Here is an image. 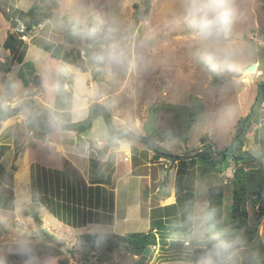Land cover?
<instances>
[{"label": "rangeland", "instance_id": "1", "mask_svg": "<svg viewBox=\"0 0 264 264\" xmlns=\"http://www.w3.org/2000/svg\"><path fill=\"white\" fill-rule=\"evenodd\" d=\"M37 1L39 0H0V4L5 13H10L8 7L15 9L20 7L18 9L20 12H26ZM54 1L56 5L51 11L54 21L47 24V29L38 23L35 28L33 26L32 32H34L26 33L28 36L26 44L40 43L41 41L54 44L62 43V31L60 25H56L55 22L61 23L63 17L82 25V39L84 41L90 39L96 45L89 48V59L90 57L92 59L90 66H87L86 61L82 59L85 61L87 72L90 69H100V74L97 77L99 92L108 97L97 104L108 108L112 117V126L116 129L123 124L130 132L141 136L145 135L147 133L144 131L145 125L150 110L153 109L151 128L156 129L158 133L156 147H161L174 156H194L191 160L197 169L196 175L194 179L185 180L184 187L188 190L186 193L180 194L179 200L182 205L186 204L192 212L191 223L188 224L190 220L188 217L185 222V230L187 233L189 232V238L195 241H204L208 189L218 184L225 187L224 216H227L226 206L230 204L232 188L230 181L235 166L230 162L229 168L216 175L209 172L210 165L206 164V161L204 163L198 161L200 157H195V153L210 151L211 158L215 159L220 151L231 144L238 120L252 115V109L257 103H259L257 108H260L244 137L243 150L258 156L264 149V102L258 100L259 84L264 82V0H229L237 9L233 34L241 37L248 44L249 55L230 67L217 64L215 70H209L202 63L208 57V52L194 45L188 37L189 25L182 15L184 0H151L147 19L141 18L139 22L136 21L137 7L142 4L143 0ZM43 11H48L47 5H43ZM0 17V25L7 26L10 30L12 28L17 36L25 33L24 30H21L20 24L15 27V23L18 21L8 24V20L2 13H0ZM93 26L100 27L97 35L92 38L85 36L84 31ZM109 29H114V31L110 32ZM125 37H134L135 42L145 41L147 44V48L143 50L144 60L137 69L116 71L111 69L106 62L97 59L104 47L114 40H121ZM64 45L68 53L77 49L84 50L83 45ZM83 53H81V57ZM23 54L24 50L22 58ZM68 56L67 54L65 59ZM74 57L77 56L72 55V58ZM62 60L50 57L51 73L44 77L43 88H41L42 91H46L47 99L50 98L58 103L56 107L62 103L60 97L67 95L63 89L57 92L52 91L57 70L59 69L61 72L63 68ZM12 62L13 60L10 59L11 64ZM71 62L73 63L72 60ZM252 65L256 66V71L245 74L244 70ZM240 73L243 75L238 77ZM64 77L61 75L60 79L63 83H67ZM69 79V83H71L72 78L69 77ZM31 81L33 82V79ZM48 83H50L49 86H47ZM226 112L227 115H225ZM100 116L103 118L104 125L109 127L106 117ZM186 128L189 130L186 144H184L181 140V132ZM13 129L14 133L13 136L10 135L11 138L8 137L9 135L7 136V131L4 132L3 137H0V147H5L0 155V166L2 165L0 170H4L0 173V187L10 180V175H13L15 195L13 208L10 211L0 210V264H5L7 255H17L12 240L19 233H23L26 238L31 239L34 246L41 244L42 240L38 235L32 216L24 214V211L30 210L32 207L36 208L42 227L61 243L60 249L63 254L57 257H45L43 261L35 258L31 264H60L61 259L70 264H136L138 257L128 254L122 241L118 242L110 252L99 247L84 255L79 249V238L82 234H119L113 229V226L88 224L79 229L70 228L55 219L44 206L36 204L32 200L31 171L40 167L36 163L40 164L41 161L43 163V159L41 154L35 151L28 153L26 161L23 156L24 142L26 141L25 132L19 131L16 127ZM91 129L92 126L88 131ZM48 134L54 136L52 130ZM80 134L82 132H79ZM89 138L95 145L93 132L90 133ZM12 144H14V149L10 150ZM37 146L42 148L39 143ZM113 147L116 148L115 145H108L106 149L108 148L110 151ZM134 148L138 152L132 150ZM143 153H146L145 157ZM119 154L120 161L117 163L114 175L111 174L110 168L115 160L114 153L108 155L107 164L104 163V166L101 167V162L98 167L101 177H110L112 188L108 189L114 190V186H116L120 202L118 220L121 219V212L125 211L123 202L125 200L128 204L139 202L145 188H147L149 198L146 202L141 200L143 220H145L149 208L165 207L176 203L178 197L175 195L178 177L176 171L179 168L177 161L173 164L163 159L152 160L153 152L148 151L147 146L140 141L132 143L129 152L125 153L122 150L119 151ZM125 157L127 158L124 159ZM28 161L35 162V164L31 165L29 174L24 175V166ZM186 163L188 166L189 161ZM129 165L132 166V175L141 177V180L127 174ZM187 166L184 167L186 171L189 168ZM83 178L88 184L89 175ZM164 179L167 184L160 188L159 184ZM166 191H169L170 196L163 195ZM180 202L177 203L178 207ZM17 209H19L21 217L31 220L30 224L25 225L17 221ZM246 210L251 224L257 215L251 197L248 198ZM129 220L134 219L127 221ZM127 221L126 223H128ZM130 226L133 228L129 229V232L147 233L149 229V225H146L145 221L132 222ZM186 245L185 242L182 248L174 250H170L168 246L163 247L159 242L155 247L149 246L151 252L146 264H193L185 260L189 255ZM262 254H264V218L259 220L258 236L253 242L252 250L244 248L242 264H249L251 259L259 261Z\"/></svg>", "mask_w": 264, "mask_h": 264}, {"label": "trees", "instance_id": "2", "mask_svg": "<svg viewBox=\"0 0 264 264\" xmlns=\"http://www.w3.org/2000/svg\"><path fill=\"white\" fill-rule=\"evenodd\" d=\"M43 5H47V12L43 11ZM55 5L54 0H39L31 5L26 12H20L18 9L8 7V12L10 11V13H5V11L1 9L2 5L0 4V13H2L11 24L18 21L23 27L25 32L24 35H26V33L32 34L34 32H32V30H34L33 26L35 23L43 25L47 29V24H51V21H54L51 11ZM150 5L151 0H143L140 5L143 8V19H147ZM55 24L60 25L63 38L62 43L54 44L48 41L45 43L41 41L40 43L33 42L32 44L43 49L57 60L63 59L62 75L67 79H69V77L73 78V75L67 71L64 64L74 63L84 72L86 71L85 61L81 57V50L77 49L68 53L64 44L83 45L84 50L93 46L95 47L96 45H94V42L90 39H85V41L82 39V25L78 22L63 17L61 23L55 22ZM1 47L8 50L13 55L11 58L13 62L17 61L20 63L22 61L21 59H23L21 57L22 52L23 50L24 52L26 51L28 45L20 39V35L17 36L14 31H8L6 39L0 48ZM67 54L69 56L65 59ZM72 55H76L77 57L72 58ZM18 60L21 61L19 62ZM89 62H92L91 57ZM10 66L11 63L8 67L0 64V72H8ZM91 74L97 81L100 69H92ZM66 94L67 95L64 96L65 102L60 103L58 107V110L62 111V113L59 111L49 112L45 110L41 114L34 112L31 116L30 128L33 130L32 136L34 139L40 140L51 132L52 129L48 126V121L51 117H59L63 120L68 126L63 127L64 130L75 131L79 134V132L83 133L90 129L91 124L88 126H84L83 124L77 125V123L70 124V114L68 110L71 108V94L68 92H66ZM31 96L32 95H29L27 99L22 101L19 107L34 108V101ZM258 100L264 102V82L259 84ZM94 105L103 108L104 113L101 110H95L93 120L100 115L108 114L112 122V117L107 107L99 104ZM259 108H257L252 115L250 114L251 117L249 115L244 119L238 120L231 144L220 151L215 159L211 158L210 151L195 153V157H200L198 161L201 163L206 161V164L210 165L209 172L216 175L223 173L229 168L230 162L235 166L233 177L230 181L232 188L230 193V204L226 206L228 211L227 216H224L225 187L222 184H218L208 189L205 215V239L202 242H205L208 237H219L228 240L241 239L243 241V248L248 250H252L253 248V242L258 236L259 220L264 218V149L258 156H254L249 151H244L243 146L244 137L250 125L255 120ZM16 109L17 108H5L2 111L3 116L0 117V121H5L13 116V112ZM36 118L39 124H37ZM42 118H44L46 123L42 121ZM157 135L156 129L153 128L152 134L146 133L144 136L138 134L133 136L128 135V138L144 143L148 151L153 152L154 155L152 156V160L154 161L163 159L166 162H178L177 165L179 168L176 171L178 177L175 187V195L178 196L176 203L165 207H151L149 211V231L147 233H128L125 235L82 234L79 238V249L84 255L99 247L110 252L117 246L118 242L122 241L124 249L128 254L140 257L146 247H155L158 242L165 247L169 245V240L179 239L187 243L186 248L189 251V255L185 260L197 264L205 244L189 238V232L187 233L185 230V222L190 218L188 224L191 223L192 212L187 208L186 204L182 205L179 200L180 194H184L187 192L186 190H188L184 187L185 180L194 179L196 175L197 169H195L191 160L194 156H174L166 152L163 148L156 147ZM3 149H5V147H0V155L3 153ZM132 150L138 152L135 148ZM104 152V150H98L97 153L90 152L89 185L86 183L81 173L68 161L64 162L63 169L60 171L47 170L41 166L36 167L35 171H31L30 192L32 200L36 204L44 206L55 219L69 227L80 228L87 224L112 225L114 222V192L107 188V186L110 189L112 188L110 177H101L100 169L98 168L101 164ZM143 154L145 157L146 153ZM187 161H189L188 166L186 163ZM185 166L189 167L187 171L184 168ZM13 170H15V168ZM3 171L4 170H0V173ZM10 176V180L0 187L2 188L0 190V210L4 211H10L15 202L13 175ZM166 184L167 181L164 179L159 186L162 188V185ZM163 195L165 197L170 196L169 191L164 192ZM249 197L252 198V204L257 210L256 218L251 224L246 210ZM148 198L147 188H145L142 199L146 202ZM179 202L180 206L178 207L177 203ZM24 214L32 216L42 242L40 245L34 246L31 257L20 254H9L6 256L5 264H31V261L35 258L39 261H43L45 257L61 256L63 254V251L60 249L62 246L61 243L54 235L42 227L41 219L39 218L36 208L32 207L30 210L24 211ZM59 263L70 264L62 259ZM249 264H264V254L260 255L259 261L251 259Z\"/></svg>", "mask_w": 264, "mask_h": 264}, {"label": "clouds", "instance_id": "3", "mask_svg": "<svg viewBox=\"0 0 264 264\" xmlns=\"http://www.w3.org/2000/svg\"><path fill=\"white\" fill-rule=\"evenodd\" d=\"M182 15L189 25L188 37L190 41L209 54L202 62L209 70H215L217 64L230 67L249 55L248 44L241 37L233 34L237 9L229 0H184ZM21 30H23V27ZM99 31V26H93L86 29L83 34L92 38ZM109 31H114V29H109ZM27 37V35L22 34L20 39L25 42ZM146 48L145 41L137 43L134 37H125L121 40H114L104 47L97 59L106 62L111 69L116 71H134L144 60L143 50ZM4 63L5 61L0 64L4 65ZM61 75L62 73L57 70L56 80L52 85L53 92L62 89L66 91L67 89L68 84L63 83L60 79ZM72 88L74 89L73 107L70 111L73 121H78L83 119L87 113V108L81 107V103L90 104L94 90L91 89V85L86 80L79 76L73 81ZM69 89L70 86L68 85L67 91ZM61 99L65 102L64 98ZM225 115H227V112ZM63 124L64 121L59 117H52L48 122L52 133L57 136L64 134ZM92 132L95 145L100 149L109 144L122 148L126 144L134 143L133 139L128 138L129 130L123 124L113 130L104 125L102 120H98ZM16 219L19 223L25 225L31 223L30 219L19 215V209H17ZM12 245L17 254L32 256L34 242L26 238L23 233H19L13 238ZM243 251V241L241 239L228 240L219 237H208L197 264H242Z\"/></svg>", "mask_w": 264, "mask_h": 264}, {"label": "crops", "instance_id": "4", "mask_svg": "<svg viewBox=\"0 0 264 264\" xmlns=\"http://www.w3.org/2000/svg\"><path fill=\"white\" fill-rule=\"evenodd\" d=\"M18 9H20V7H18ZM7 23L10 24L9 21ZM8 31L12 32L14 30L12 28L10 30V28L7 26L0 25V46L3 45ZM81 53H83L82 50H81ZM12 56L13 55L8 50L3 49L2 47L0 48V61L1 60L5 61L4 63L5 67L6 65L9 66L10 59L12 58ZM50 57L53 58L52 56H50L49 53L45 52L43 49L37 47L36 45L29 44L26 51L24 52L22 61L20 63L14 61L11 64L9 71L6 73H2V77L4 79V82L8 86V90H7V97L5 98L6 92L3 88V85L0 83V112L5 108H11V109L21 108V110L17 114H14L13 112V116H11L5 121H1L2 129L0 131V137H3L4 132L7 131L8 132L7 136L9 135L8 137L11 138L10 135L13 136V133H14L13 127H16L19 131L25 132V135H26V141L24 142L25 148L23 152V156L25 157L26 161H27V155L29 152L32 153V152L38 151L42 156L43 163L42 161L40 164L37 162L36 165H40L45 168H50V169L60 171L62 170L61 168H63L64 162L68 161L82 173L83 177H85L86 175H90L89 174V159H90L91 154L88 151L87 143L84 141L83 138L77 141V137L79 135L77 132L71 131V130H64V134L62 135L51 136L50 134H47L43 139L36 140L32 136L33 130L29 128L30 122H31L30 118L32 116V113L34 112H36L37 114H41L43 111L46 110L49 112L59 111L62 113V111L58 110L59 106L56 107V104L58 105V103H55V101L51 100L50 98L47 99V97L45 96L46 91L41 90V88H43L44 77L47 74L51 73L50 67L52 66V63L50 62ZM64 65L67 71L73 75L71 83H69L70 79H67V78L65 79L67 81V84L70 86V89L65 92H70L71 94V108L73 107V95H74V89L72 88V85H73V81L78 76L86 80L91 85V89L94 90V95H92L91 97L90 104L81 103L80 105L81 107L87 108L86 116L83 119H80L78 121H73L71 111L68 110V113L70 114V124L71 123L72 124L81 123V122L86 121L91 106H93L94 104H97L99 101L103 100L104 98H107L108 96L105 97L103 96V94H100L97 81L92 77V74L90 73L91 69L88 72L87 71L83 72L80 70V67L74 63L64 64ZM34 76H38L40 78V81H41L40 87H37L31 81L34 78ZM49 84L50 83H48L47 86H49ZM29 95H32L31 98L34 101L33 102L34 108L31 107L32 113L29 110V108L19 107L20 103L24 101L25 99H27ZM61 100H62V103H64L63 99ZM98 120L103 121V118L101 116L96 117L95 120L92 122V125H91L92 129ZM92 129L89 130L88 136H90V133H92ZM134 142H137V141H134ZM38 143L41 144L42 148H39L37 146ZM131 145L132 144L130 145L126 144L122 148L115 145L116 148L113 147L111 148L110 151H108V148L106 149V147H104L103 149L97 148L98 150L105 151L104 156L101 159V162H102L101 167L104 166V163L105 164L108 163V155L111 153H114L115 160H114V163H112V165L110 166L111 174L113 173L114 175L116 172L117 163L120 161V158H118L120 157L119 151L124 150L125 153L129 152L131 149ZM12 149H14V144L11 145L10 150ZM126 158L127 157H125L124 159ZM127 161H124V162H127ZM32 164H35V162H31V161L26 162V165L24 166L25 167L24 175L29 174L28 171ZM127 174L141 180V177L132 175L131 165H129ZM107 188L109 187L107 186ZM113 192H114V204H113L114 222L110 226H113V229L119 232V234L117 235L137 233V232H129V229L133 228L130 226L132 222L141 223L145 221L146 225H149L150 208L147 212L146 218H144L145 220H143V216L141 213L142 197L139 202H136L134 204H128L127 201L125 200L126 203L123 202L124 203L123 208H125V211L123 210L121 212V219L118 220V205L120 204V202H119V196H118L116 186H114ZM128 219H134V220L127 221ZM126 221L128 223H126ZM76 229H79V228H76Z\"/></svg>", "mask_w": 264, "mask_h": 264}, {"label": "water", "instance_id": "5", "mask_svg": "<svg viewBox=\"0 0 264 264\" xmlns=\"http://www.w3.org/2000/svg\"><path fill=\"white\" fill-rule=\"evenodd\" d=\"M141 18H142V7L139 6V7H137L136 21L139 22ZM36 25H37V23L34 24V28L36 27ZM16 26H18V22L15 23V27H16ZM82 58L86 61V65H87V66H90V62H89V49L86 50V51L83 53ZM7 66H8V65H6V67H7ZM255 71H256V66H255V65H252V66H250L249 68L245 69V70H244V73H245V74H246V73H252V72H255ZM242 75H243V74L240 73V74L238 75V77H241ZM64 79H66V78L64 77ZM0 83L3 85V88H4L5 92H6V93H5V98H6V97H7L8 86H7V84L4 82V79L2 78V73H1V72H0ZM33 83H34L37 87H40V86H41L40 78H39L38 76H35V77L33 78ZM61 98H64V97L61 96ZM258 104H259V103H257V104L254 106V108H253V112L257 109ZM27 108H29V110H30L31 113H32V109H31V107H27ZM20 110H21L20 108H19V109H16V110L14 111V114H17ZM95 110H101V111L104 113V109H103V108H101V107H99V106H93V107H91V109H90V111H89V116H88L87 120L84 121V122H81V123H77V125H79V124H83L84 126H88V125H90V124L92 123V120H93V117H94ZM33 114H34V113H32V115H33ZM252 114H253V113H252ZM2 116H3V113L0 112V117H2ZM104 116L106 117V119H107V121H108V126H109V128L115 130V128L112 126V122H111L110 119H109V115H108V114H104ZM152 117H153V109L150 110L149 117H148V121H147V123H146V125H145V129H144V131L147 132V133H149V134H152V133H153V129L151 128V119H152ZM250 117H251V115H250ZM51 118H52V117H51ZM51 118H50V119H51ZM50 119H49V120H50ZM249 119H250V118H249ZM249 119H248V121H249ZM42 121L46 123V121H44V118H42ZM36 122H37V124H39V121H38L37 118H36ZM65 126H67V125L64 123V124H63V127H65ZM67 127H68V126H67ZM1 129H2V122L0 121V131H1ZM188 130H189V129L186 128V129L182 130V132H181V140L183 141L184 144H186V137H187ZM88 135H89V131L86 130L84 133L78 135V137H77V141H79L81 138H83L84 141L87 143L88 151H89V152H95V153H97V152H98V149H97V147L92 143V141H90ZM128 135H129V136H133V135H136V134L133 133V132H130V131H129V132H128ZM109 146H113V145L109 144ZM173 164H174V163H173ZM202 244H205V242H202ZM184 245H185V241H183V240H178V239H177V240H173V239H172V240H169L168 248H169L170 250H173V249H179V248H182ZM150 252H151V249H150L149 247H146V248L144 249L142 255L137 259L136 264H146V262H147V260H148V257H149V255H150Z\"/></svg>", "mask_w": 264, "mask_h": 264}, {"label": "built area", "instance_id": "6", "mask_svg": "<svg viewBox=\"0 0 264 264\" xmlns=\"http://www.w3.org/2000/svg\"><path fill=\"white\" fill-rule=\"evenodd\" d=\"M22 39H24V38H22ZM3 62H4V61H2V60L0 61L1 64H2ZM65 85H67V84H65ZM67 89H68V85H67ZM67 89H66V90H67Z\"/></svg>", "mask_w": 264, "mask_h": 264}]
</instances>
